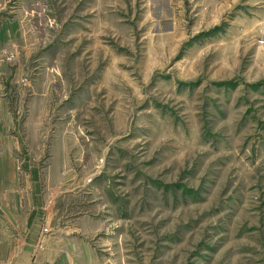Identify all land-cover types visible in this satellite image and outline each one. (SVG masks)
<instances>
[{
    "label": "rangeland",
    "instance_id": "rangeland-1",
    "mask_svg": "<svg viewBox=\"0 0 264 264\" xmlns=\"http://www.w3.org/2000/svg\"><path fill=\"white\" fill-rule=\"evenodd\" d=\"M0 43V204L100 264H264V0H0Z\"/></svg>",
    "mask_w": 264,
    "mask_h": 264
},
{
    "label": "crops",
    "instance_id": "crops-1",
    "mask_svg": "<svg viewBox=\"0 0 264 264\" xmlns=\"http://www.w3.org/2000/svg\"><path fill=\"white\" fill-rule=\"evenodd\" d=\"M1 69L0 176H3L4 162L9 153L6 144H11L14 138L6 136L4 67ZM49 205L51 206L19 202L0 204V264H100L95 251L86 243L81 233L58 231L50 232L48 235L42 233L44 226L47 227L56 219L57 204ZM84 221L85 219L82 220ZM7 225L11 227L7 228ZM47 228L52 231L50 226ZM81 228L84 229L82 226Z\"/></svg>",
    "mask_w": 264,
    "mask_h": 264
},
{
    "label": "built area",
    "instance_id": "built-area-1",
    "mask_svg": "<svg viewBox=\"0 0 264 264\" xmlns=\"http://www.w3.org/2000/svg\"><path fill=\"white\" fill-rule=\"evenodd\" d=\"M47 232H48V229H47V228H45V229H44V233H47Z\"/></svg>",
    "mask_w": 264,
    "mask_h": 264
}]
</instances>
